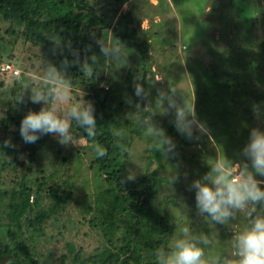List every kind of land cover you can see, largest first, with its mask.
Segmentation results:
<instances>
[{"label": "trees", "instance_id": "obj_1", "mask_svg": "<svg viewBox=\"0 0 264 264\" xmlns=\"http://www.w3.org/2000/svg\"><path fill=\"white\" fill-rule=\"evenodd\" d=\"M127 1L0 0V64L19 69L18 75L0 71V172L7 178L0 180V264H165L172 251L175 223L153 204L162 182L161 149L171 131L152 146L157 165L131 178L126 166L131 142L122 141L120 130L115 133L110 127L117 120L107 119L120 97L119 110L131 117L123 129L138 124L133 127L138 132L145 128L142 122L147 123L143 98L150 71L148 38L140 43V62L139 56L128 55L134 65L127 78L116 76L114 68L118 46L134 30L124 22L127 12L121 11ZM252 61L226 65L219 84L231 105L256 121V116L264 117V64ZM126 88L139 92L132 98L137 108L133 103L127 108ZM73 108L90 112L94 135L88 134L90 125L72 115ZM41 110L69 121L67 137L38 130L35 141L25 140L22 121ZM135 110L140 123L133 117ZM68 139L78 144L61 148ZM241 173L264 191V176L255 174L253 167ZM80 178L86 184L90 179L87 194ZM247 203L254 208L251 217L244 219L230 208V215L235 213L226 217L228 221L234 225L241 218L247 227L264 219V199ZM68 206L83 213L78 224L97 232L92 253L85 254L73 242L59 255L41 249L48 225L58 227Z\"/></svg>", "mask_w": 264, "mask_h": 264}, {"label": "rangeland", "instance_id": "obj_2", "mask_svg": "<svg viewBox=\"0 0 264 264\" xmlns=\"http://www.w3.org/2000/svg\"><path fill=\"white\" fill-rule=\"evenodd\" d=\"M121 11L127 12L124 22L134 30L126 33L128 44L125 39L115 52L116 76L127 78V70L134 65L128 55L139 56L140 62V43L145 37L149 42L146 63L150 71L143 98L147 123L142 122L145 128L138 132V124L123 129L125 120L131 117L119 110L120 97L107 119L117 120V124L109 123L110 127L115 133L120 130L122 141L131 142L126 162L131 178L157 165L152 146L171 131L161 149L162 182L153 199L156 209L175 223L172 251L165 264L179 251L181 241L201 249L204 264H240L236 241L254 224L246 227L241 218H236L233 225L227 218L218 221L207 210L202 211L197 202V182L210 184L221 174L230 179L234 169L242 172L251 167L255 174L264 176V171L254 167L249 152L253 134L264 136V117L256 116L253 121L243 115V109L231 105L219 84L226 65L251 58L258 65L264 64V0H129ZM134 83L138 85L137 78ZM125 91L127 108L132 103L137 108L132 98L139 92L129 88ZM136 110L133 117L140 123ZM73 144L78 142L64 140L61 148L68 150ZM6 179L0 172V180ZM88 182L80 178L85 194L92 188ZM230 208L247 217L254 209L248 203ZM82 215L77 207L68 206L58 227L48 225L41 249H52L59 255L66 252L68 242H73L85 254L92 253L98 234L88 225L77 223Z\"/></svg>", "mask_w": 264, "mask_h": 264}, {"label": "clouds", "instance_id": "obj_3", "mask_svg": "<svg viewBox=\"0 0 264 264\" xmlns=\"http://www.w3.org/2000/svg\"><path fill=\"white\" fill-rule=\"evenodd\" d=\"M104 51V49H102ZM57 95H62L57 93ZM72 115L82 124L90 125L89 136L94 135L95 120L89 111L83 112L72 109ZM70 123L61 119L52 110L32 112L22 121L21 134L26 141H35L36 132H58L67 137ZM29 130H32L31 133ZM255 139L250 145L249 152L254 157V167L257 171H264V136L253 134ZM199 191L197 202L201 210H207L213 219L223 221L230 215L228 206L242 208L246 201H259L264 199V191H261L251 177L247 179H229L221 174L210 184L201 185L197 182ZM187 232V229L184 230ZM179 251L170 259L169 264H204L201 257L203 252L193 244L181 241L177 245ZM241 260L240 264H264V219H257L251 230L239 237Z\"/></svg>", "mask_w": 264, "mask_h": 264}, {"label": "built area", "instance_id": "obj_4", "mask_svg": "<svg viewBox=\"0 0 264 264\" xmlns=\"http://www.w3.org/2000/svg\"><path fill=\"white\" fill-rule=\"evenodd\" d=\"M0 71L2 73L11 74V75L19 74V69L11 63L0 64ZM233 178L241 180L243 178L242 173L239 170L237 171L236 169H234V172L232 176L230 177V179H233Z\"/></svg>", "mask_w": 264, "mask_h": 264}]
</instances>
